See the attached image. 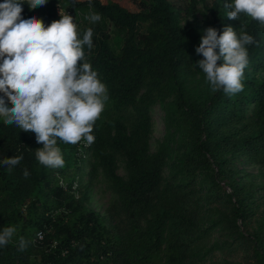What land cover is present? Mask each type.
I'll use <instances>...</instances> for the list:
<instances>
[{
  "label": "trees",
  "instance_id": "obj_1",
  "mask_svg": "<svg viewBox=\"0 0 264 264\" xmlns=\"http://www.w3.org/2000/svg\"><path fill=\"white\" fill-rule=\"evenodd\" d=\"M49 1L36 9L23 3L22 17L46 19ZM232 1L186 0L182 8L141 0V9L132 11L121 0H60L73 18L101 15V24L89 27L93 47L84 46L80 63L98 73L108 100L90 147L57 140L65 161L59 169L37 161L35 150L43 145L35 133L0 117V230L17 229L0 247V264H215L217 255L221 264H264V184L255 181L264 176V29L244 13L228 19L224 5ZM200 3L210 18L185 21ZM105 21L120 41L117 53ZM241 25L257 42L246 46L243 91L213 92L195 49L207 28L222 34L230 26L239 35ZM86 29L78 30L80 39ZM155 105L164 111L165 134L151 153ZM87 152L89 181L100 171L124 217L122 228L107 227L87 206L88 186L82 191L78 181ZM20 155L8 171L2 161ZM119 163L125 177L117 173ZM40 231L43 240L34 245ZM20 237L29 241L24 251Z\"/></svg>",
  "mask_w": 264,
  "mask_h": 264
},
{
  "label": "clouds",
  "instance_id": "obj_2",
  "mask_svg": "<svg viewBox=\"0 0 264 264\" xmlns=\"http://www.w3.org/2000/svg\"><path fill=\"white\" fill-rule=\"evenodd\" d=\"M23 3L36 9L47 0L0 3V117L5 125L35 133L36 142L43 145L35 150L37 161L59 169L65 161L57 140L65 144L94 142L91 133L108 100L107 89L90 63H80L84 46L93 47L92 28L80 39L74 18L61 11V18L46 27L35 16H21ZM224 7L229 10L228 19L238 20L244 13L264 28V0H233ZM86 19L95 23L101 15L90 12ZM240 29L238 35L237 30L226 26L218 34L209 27L195 49L204 57L197 65L213 92L222 90L231 96L243 91L242 79L249 63L246 46L257 42L242 25ZM218 61L222 63L218 65ZM9 102L14 106L9 107ZM22 159V155L13 156L2 163L11 171ZM23 176H29L27 169ZM16 231L14 226L0 230V247H6ZM28 243L20 237L19 250H26Z\"/></svg>",
  "mask_w": 264,
  "mask_h": 264
},
{
  "label": "rangeland",
  "instance_id": "obj_3",
  "mask_svg": "<svg viewBox=\"0 0 264 264\" xmlns=\"http://www.w3.org/2000/svg\"><path fill=\"white\" fill-rule=\"evenodd\" d=\"M78 1H84V0H78ZM86 1V0H85ZM101 1V0H99ZM123 1L124 4L127 2V6L129 7L130 10L132 11H137L141 9L140 2L141 0H121ZM172 4L176 6H180L182 8L185 7L186 5V0H169ZM101 2H104L103 0ZM233 2V1H232ZM56 5H59L60 8L69 15L68 11L65 10L60 3V0H50L48 2V6L45 7V10L47 12V17L46 19L48 20V26L53 22V21H58L61 17L54 14V9ZM23 7V5H22ZM23 13H21L22 16ZM203 16L209 17V14L204 12L202 8V4H198L197 8L192 16L186 17L185 21L189 23H201L203 20ZM74 23L77 25V32L81 28H89V27H97L98 25L101 24V20L98 22L92 23L89 19H86L85 15H82L80 19L74 18ZM103 29L106 32V36L108 37V43L110 48L117 53L120 47V41L118 42L115 38L116 36V31L114 30V27L112 26L111 23L108 21H105V24L103 26ZM264 29V28H263ZM14 106V105H12ZM10 106V107H12ZM151 118H152V136L150 140V152L153 153L155 152L158 143L162 140L164 134H165V116H164V111L159 105H155L151 109ZM85 159L88 158V152L87 154H84ZM89 159V158H88ZM90 160V159H89ZM89 160H84L85 162L79 164L80 166V177H79V183L81 190H84L85 185L88 186V201H87V206L99 213L100 215L103 216L104 218V223L107 227L110 226H118L119 228L123 227L124 223V217L122 215H119L117 213V210L114 208V202L115 198L113 193L110 191L108 187V183L100 173V171L97 172L96 176L92 179V181H89V171H90V165H89ZM239 169H244L247 172H252L257 174V169L255 167H250L246 165L239 164L237 166ZM117 173L125 177V172L122 168V164L119 163L118 165V170ZM166 174V173H165ZM257 183H263L264 184V176L263 178H258L255 180ZM77 183V181H75ZM90 183V184H88ZM223 190L226 192L229 191L226 185L222 184ZM80 195V194H79ZM263 205L261 206V208ZM35 232V231H33ZM47 233L53 234V229L51 228L50 230H47ZM56 241H54L53 244H55ZM215 264H221V258L219 255H217V258L215 260Z\"/></svg>",
  "mask_w": 264,
  "mask_h": 264
},
{
  "label": "built area",
  "instance_id": "obj_4",
  "mask_svg": "<svg viewBox=\"0 0 264 264\" xmlns=\"http://www.w3.org/2000/svg\"><path fill=\"white\" fill-rule=\"evenodd\" d=\"M3 2H4V0H0V3H3ZM60 11H61V12H65V11H63V10L60 8L59 5H56V7H55V9H54V13H55L56 15L60 16ZM65 13H66V12H65ZM66 14H67V13H66ZM38 19H39V20H42L43 23H44V25L47 27V25H48V21H47L43 16H39ZM80 145H81V147H83V148L86 149V148L90 147L91 144H88L85 140H82L81 143H80ZM59 184H60V186H62L64 189H66L65 184H64L62 181H60ZM76 188H77V184L74 183V185H73V190H76ZM42 240H43V233L40 231V232H37V233H36L35 238H34V240H33V243H34V245H38Z\"/></svg>",
  "mask_w": 264,
  "mask_h": 264
},
{
  "label": "crops",
  "instance_id": "obj_5",
  "mask_svg": "<svg viewBox=\"0 0 264 264\" xmlns=\"http://www.w3.org/2000/svg\"><path fill=\"white\" fill-rule=\"evenodd\" d=\"M84 1H85V0H84ZM101 1H102V0H101ZM101 1H100V2H101ZM103 1H105V0H103ZM106 1H114V0H106Z\"/></svg>",
  "mask_w": 264,
  "mask_h": 264
}]
</instances>
